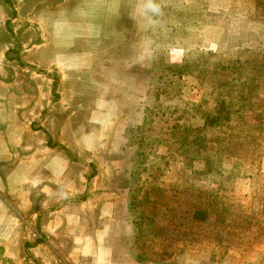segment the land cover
I'll return each mask as SVG.
<instances>
[{"label": "rangeland", "instance_id": "rangeland-1", "mask_svg": "<svg viewBox=\"0 0 264 264\" xmlns=\"http://www.w3.org/2000/svg\"><path fill=\"white\" fill-rule=\"evenodd\" d=\"M136 2L88 51L62 35V18L13 20L0 0V208L20 230L13 264H27L37 182L52 186L42 207L83 209L88 231L92 204L119 197L131 264H264V0H159L161 27L141 16L142 30L118 33ZM49 153L64 157V176L28 183Z\"/></svg>", "mask_w": 264, "mask_h": 264}, {"label": "crops", "instance_id": "crops-1", "mask_svg": "<svg viewBox=\"0 0 264 264\" xmlns=\"http://www.w3.org/2000/svg\"><path fill=\"white\" fill-rule=\"evenodd\" d=\"M11 3V12L14 11L13 20L19 17H56L62 18L64 29L62 35L93 42L80 49L88 51L101 50L105 43L96 42V39L111 38L112 26H117L126 14V3L130 0H8ZM134 3L136 0H133ZM139 0L131 6V21L123 24L118 33H125L143 29L138 26L137 19L141 17L138 7ZM37 12V13H36ZM27 13V14H26ZM30 13V14H29ZM115 19V20H114ZM46 24V22H42ZM113 24V25H112ZM126 38V36H125ZM95 42V43H94ZM112 44L111 42H108ZM61 145V144H59ZM62 146V145H61ZM39 169L36 167L27 171V181L31 183L33 177L44 176L45 179L55 181L64 176L63 168L56 162L63 163L62 155L40 156ZM28 166V164H27ZM44 174V175H43ZM36 197L29 196L27 211L33 216L30 227L27 226V236L23 237V244L27 243V264H131V252L128 240L130 221L121 218L125 212L119 197L111 193L106 201L92 204L96 208V219L91 230L82 224L81 213L83 209L73 212V209L62 211L61 204L52 207H42L44 194L51 191L50 182L44 185L36 183ZM10 184L9 188L11 190ZM73 188V187H72ZM12 191H9L11 194ZM29 195L32 191L28 192ZM70 202L79 203V206L90 207L85 199L75 197L68 199ZM38 206V207H37ZM60 206V207H59ZM65 206V205H64ZM5 209L0 208V264L15 263L11 251L19 240V229L15 220L6 217ZM88 210V209H85ZM86 222V218H83ZM72 227V228H71ZM127 230V233H126ZM24 235V234H23ZM65 242L67 245H65ZM115 242L114 245L112 243ZM69 245V247H68Z\"/></svg>", "mask_w": 264, "mask_h": 264}, {"label": "clouds", "instance_id": "clouds-1", "mask_svg": "<svg viewBox=\"0 0 264 264\" xmlns=\"http://www.w3.org/2000/svg\"><path fill=\"white\" fill-rule=\"evenodd\" d=\"M138 11L148 20L150 26H162L159 18L163 17L164 11L159 0H139Z\"/></svg>", "mask_w": 264, "mask_h": 264}, {"label": "trees", "instance_id": "trees-1", "mask_svg": "<svg viewBox=\"0 0 264 264\" xmlns=\"http://www.w3.org/2000/svg\"><path fill=\"white\" fill-rule=\"evenodd\" d=\"M53 89H54V84H53ZM227 98V97H226ZM214 107H216L215 108V110H213V113L214 112H221V109H223L224 108V103H223V100L221 99L219 102H217V103H215L214 104ZM228 111H226L225 112V115L223 116V118H226L228 115V113H227ZM213 117V116H212ZM211 117V118H212ZM220 117H218V119H219ZM57 146H59V147H61L62 149H64L65 150V148L63 147V146H61V145H59V144H56ZM66 151V150H65ZM67 152V151H66Z\"/></svg>", "mask_w": 264, "mask_h": 264}]
</instances>
